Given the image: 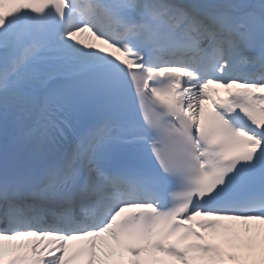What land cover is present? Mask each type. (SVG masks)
<instances>
[{
  "label": "snow or ice",
  "instance_id": "obj_1",
  "mask_svg": "<svg viewBox=\"0 0 264 264\" xmlns=\"http://www.w3.org/2000/svg\"><path fill=\"white\" fill-rule=\"evenodd\" d=\"M0 264H264V0H0Z\"/></svg>",
  "mask_w": 264,
  "mask_h": 264
},
{
  "label": "bare ground",
  "instance_id": "obj_2",
  "mask_svg": "<svg viewBox=\"0 0 264 264\" xmlns=\"http://www.w3.org/2000/svg\"><path fill=\"white\" fill-rule=\"evenodd\" d=\"M85 39H86V40H89V39H91V38H90V37H88V36H86V37H85ZM92 42H95V43H97V41H94V40H92Z\"/></svg>",
  "mask_w": 264,
  "mask_h": 264
}]
</instances>
